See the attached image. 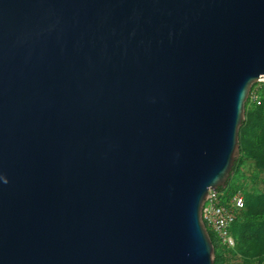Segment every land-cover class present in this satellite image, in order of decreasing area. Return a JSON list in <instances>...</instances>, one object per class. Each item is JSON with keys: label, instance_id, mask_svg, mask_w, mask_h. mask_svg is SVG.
Returning a JSON list of instances; mask_svg holds the SVG:
<instances>
[{"label": "water", "instance_id": "obj_1", "mask_svg": "<svg viewBox=\"0 0 264 264\" xmlns=\"http://www.w3.org/2000/svg\"><path fill=\"white\" fill-rule=\"evenodd\" d=\"M264 0H0V264H215Z\"/></svg>", "mask_w": 264, "mask_h": 264}, {"label": "trees", "instance_id": "obj_2", "mask_svg": "<svg viewBox=\"0 0 264 264\" xmlns=\"http://www.w3.org/2000/svg\"><path fill=\"white\" fill-rule=\"evenodd\" d=\"M246 163H249L247 177L255 186L246 190L239 183L229 185ZM256 185H261V189ZM218 192L226 203L235 193L241 192L244 205L230 227L234 240L232 249L223 246L216 234L208 230L214 246V263L264 264V101L255 106L247 100L245 119L239 130V156L226 188Z\"/></svg>", "mask_w": 264, "mask_h": 264}, {"label": "built area", "instance_id": "obj_3", "mask_svg": "<svg viewBox=\"0 0 264 264\" xmlns=\"http://www.w3.org/2000/svg\"><path fill=\"white\" fill-rule=\"evenodd\" d=\"M264 78L258 79L250 90L248 100L255 106H260L264 101ZM227 204V205H225ZM244 197L241 192L235 193L228 203L222 198V195L216 191L211 192L202 208V220L207 230L213 231L219 242L232 249L234 240L230 232V227L236 218L237 212L243 208Z\"/></svg>", "mask_w": 264, "mask_h": 264}, {"label": "rangeland", "instance_id": "obj_4", "mask_svg": "<svg viewBox=\"0 0 264 264\" xmlns=\"http://www.w3.org/2000/svg\"><path fill=\"white\" fill-rule=\"evenodd\" d=\"M248 165H249V163H246V164L242 165L239 174L236 175L232 179V181L229 183V185L236 184V183L238 184L239 183V184H242L243 187H245L244 189H246V190H248L250 187H254L255 186V184L252 183V181L247 177ZM256 186L258 187V189H261V185H256Z\"/></svg>", "mask_w": 264, "mask_h": 264}]
</instances>
